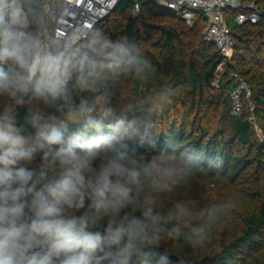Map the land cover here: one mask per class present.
Instances as JSON below:
<instances>
[{"label": "clouds", "instance_id": "9594fccd", "mask_svg": "<svg viewBox=\"0 0 264 264\" xmlns=\"http://www.w3.org/2000/svg\"><path fill=\"white\" fill-rule=\"evenodd\" d=\"M46 29L44 0H0V264H186L165 244L203 250L235 201L170 197L223 157L156 147L169 87L112 103L150 74L137 42L92 28L53 43Z\"/></svg>", "mask_w": 264, "mask_h": 264}, {"label": "trees", "instance_id": "16d2710c", "mask_svg": "<svg viewBox=\"0 0 264 264\" xmlns=\"http://www.w3.org/2000/svg\"><path fill=\"white\" fill-rule=\"evenodd\" d=\"M134 1L118 0L102 25L95 27L113 40L127 37L137 42L151 66L145 80H128L117 87L112 103L121 106L160 87L173 89L170 102L150 117L156 147L194 145L208 156H222L224 165L198 170L191 177V190L176 189L169 202L192 198L206 206L235 201L232 213L203 250L181 248L175 242L165 247L199 264H264V0H256L261 10L256 23L236 24L232 18L237 11L224 10L235 41L230 58L204 40L207 16L201 11H195V21L188 26L154 0H138L140 13L132 17ZM233 71L248 83L253 105L250 111L243 100L238 116L232 113L230 98ZM26 111H21V119ZM131 147L143 152L149 145L137 141Z\"/></svg>", "mask_w": 264, "mask_h": 264}, {"label": "built area", "instance_id": "2783aa9c", "mask_svg": "<svg viewBox=\"0 0 264 264\" xmlns=\"http://www.w3.org/2000/svg\"><path fill=\"white\" fill-rule=\"evenodd\" d=\"M173 10L176 15L192 26L195 11L199 10L207 16L203 29V38L215 45L219 53L230 58L233 52L234 36L226 24L224 10L237 11L233 15L236 24L256 23L260 16V8L256 0H154ZM118 0H44L47 29L45 36L53 43L60 40H74L84 36L89 30L102 25L108 15L115 9ZM131 16L140 13V3L135 0L131 7ZM233 89L230 93L232 113H242L243 100L248 102L250 111L253 105L249 102L251 94L248 83L237 73L231 72ZM250 120H254L250 116Z\"/></svg>", "mask_w": 264, "mask_h": 264}, {"label": "water", "instance_id": "95a60500", "mask_svg": "<svg viewBox=\"0 0 264 264\" xmlns=\"http://www.w3.org/2000/svg\"><path fill=\"white\" fill-rule=\"evenodd\" d=\"M177 257H178V256H176V255L173 254V259H174V260L177 259ZM185 261H186V264H199L198 261H194V262H190V261H188V260H185Z\"/></svg>", "mask_w": 264, "mask_h": 264}, {"label": "rangeland", "instance_id": "374dc122", "mask_svg": "<svg viewBox=\"0 0 264 264\" xmlns=\"http://www.w3.org/2000/svg\"><path fill=\"white\" fill-rule=\"evenodd\" d=\"M257 134H258V136H259L260 138H263L262 135H261V132H260V129H259V128H257Z\"/></svg>", "mask_w": 264, "mask_h": 264}]
</instances>
